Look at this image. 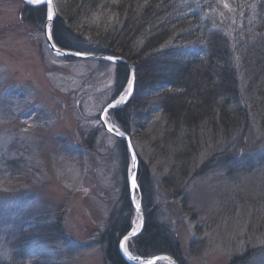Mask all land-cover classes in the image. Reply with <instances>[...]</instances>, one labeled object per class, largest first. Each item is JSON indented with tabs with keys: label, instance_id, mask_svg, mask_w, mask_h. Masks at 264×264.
<instances>
[{
	"label": "rangeland",
	"instance_id": "1",
	"mask_svg": "<svg viewBox=\"0 0 264 264\" xmlns=\"http://www.w3.org/2000/svg\"><path fill=\"white\" fill-rule=\"evenodd\" d=\"M227 4L226 30L232 37L242 29V39L245 25ZM25 6L0 0V264H107V231L141 223L131 200L130 211L120 202L126 191L130 199L129 151L100 122L126 80L114 63L57 57L45 39L46 17L30 22ZM61 6L55 0L54 21ZM77 26L85 39L88 23ZM236 56L241 100L234 105L229 94L224 106L219 98L213 119L173 121L150 88L129 110L124 133L138 156L137 179L143 175L134 196L144 227L150 216L170 232L182 264H264V66L246 57L249 66H241L242 52ZM234 108L244 114L236 123Z\"/></svg>",
	"mask_w": 264,
	"mask_h": 264
},
{
	"label": "trees",
	"instance_id": "2",
	"mask_svg": "<svg viewBox=\"0 0 264 264\" xmlns=\"http://www.w3.org/2000/svg\"><path fill=\"white\" fill-rule=\"evenodd\" d=\"M226 1L234 8L233 15L240 14L239 21L245 25L243 29L247 33L242 39V29L232 34L236 38L228 34L226 26L233 16L225 17L220 13L226 3L222 0H63L62 14L52 25L55 44L63 50L120 57L134 64L136 85L132 99L124 108L111 111L112 120L123 132L130 134L129 110L132 105L141 103L148 88L157 90L150 98L159 99L158 103L170 119L190 126L199 120L213 119L219 98L225 99L224 106L229 94H232V104L241 100L236 94L238 52L243 54L241 66L248 64L244 57L250 58L252 64L264 66V0ZM24 14L32 23L34 17L43 21L46 7L25 6ZM38 18L34 22H38ZM81 19L88 23L83 29L85 39L77 26ZM95 19H99L102 27L92 24ZM89 24L93 25L92 29ZM242 41H245L244 48ZM136 45L138 48H134ZM245 48L249 52L244 56ZM128 72L127 66L118 65V80H126ZM240 109H233L236 115L232 123L238 122L239 117L244 118ZM118 143L127 155L126 143ZM138 177L141 183L142 172ZM142 188L147 197V189ZM120 202L132 210L127 191ZM149 202L146 198L143 207L147 208ZM131 229V225L121 227L117 223L103 236L107 264H128L119 251V243ZM129 249L144 258L169 255L182 264L178 241L150 216L143 231L130 241Z\"/></svg>",
	"mask_w": 264,
	"mask_h": 264
},
{
	"label": "water",
	"instance_id": "3",
	"mask_svg": "<svg viewBox=\"0 0 264 264\" xmlns=\"http://www.w3.org/2000/svg\"><path fill=\"white\" fill-rule=\"evenodd\" d=\"M25 4L29 5V6H41V5H34V4H30L28 2V0H22ZM51 7H52V11L53 13L55 14V18L57 16V11H56V7H55V0H51ZM53 21H48L47 22V27L48 29L51 28V24H52ZM45 39H46V42H47V45L48 47L50 48V50L57 56V57H61V58H71V59H77V60H86V59H91V60H102V61H107V62H111V63H114L116 65H119V64H123V65H126L128 66V68L130 69V72H131V79L134 77V81H135V68L134 66L128 62L127 60L123 59V58H120V57H114V56H107V55H103V54H96V53H85L84 55L82 56H76V55H71L70 53H72V51H67V50H63L61 48H59L56 44H55V47L53 46V41H49L47 38H46V35H45ZM107 57H113L114 59L113 60H108ZM133 92L126 98V101L125 102H122L119 107L117 109H119L120 107H122L123 105H125L129 99L131 98ZM114 104V103H112ZM105 109H108V112L114 110V109H111L109 108V105L105 108ZM116 110V109H115ZM100 122H101V126H102V129L107 133L109 134L110 136L118 139V140H122V141H125L127 143V147H128V151H129V154H130V157H131V153L134 151L136 156H137V153L134 149V145L131 141V139L129 138L128 135H126L124 132V136H119L117 134V129L116 127L111 124L109 121H108V116L107 114L102 111L101 115H100ZM109 127H112L113 128V131L112 132H108V128ZM119 130V129H118ZM120 132H122L121 130H119ZM129 145L131 147H129ZM136 164H137V167H136V173L138 171V164H139V160H138V156H137V161H136ZM135 192H131L130 191V200H131V203L133 205V207L135 208V210L139 213L140 217H141V223L139 226H136L134 229H132L126 236L128 237V239L125 241L124 240V237L121 239V241L124 242L125 244V248L124 249H121L120 248V244H119V251L123 257V259L129 263V264H147V261L149 260H152L154 261V264H158V263H172V264H178L177 261L171 257V256H168V255H159V256H155V257H147V258H144V257H138V256H134L133 254L130 253L129 251V248H128V242L130 240H132L134 237L138 236L143 227H144V211H143V208H142V205L140 204V202H138L136 199H135ZM139 203L141 205L140 209L137 210L136 208V204ZM135 232V235H133L132 233ZM120 241V243H121ZM129 257H138V259H129Z\"/></svg>",
	"mask_w": 264,
	"mask_h": 264
},
{
	"label": "snow or ice",
	"instance_id": "4",
	"mask_svg": "<svg viewBox=\"0 0 264 264\" xmlns=\"http://www.w3.org/2000/svg\"><path fill=\"white\" fill-rule=\"evenodd\" d=\"M28 2L30 4H34V5L43 4V5L46 6V8H47V11H46V14H45L46 15V21H45V25H44L45 35H46V38L49 41H53V46L55 47L54 26H53L52 29H48V27H47V22L48 21H54V19H55V14L53 13L52 7H51V0H28ZM224 7L228 8L229 5L227 3H225ZM70 54L71 55H76V56H82L85 53L80 51V50H76L75 52H72ZM107 59L111 61L114 58L113 57H107ZM126 84H127L126 91L120 96L119 100H116L114 104H110L109 108L115 110V109H117L119 107V105L122 102L126 101V98L134 91V77L132 79H126ZM103 111L107 114V116L109 118V121H111L113 119V114L111 112H108V109H104ZM107 130H108V132H112L113 128L109 127ZM116 131H117V134L119 136H121V137L124 136L123 132H120L118 129ZM129 147H131V146L129 145ZM136 161H137V156H136L135 152L133 151L131 153V160H130L131 167L127 168L128 176L126 177L131 192H135L141 187L140 184L138 183V179H137V173H136L137 164H136ZM140 207H141V205L139 203H137L136 204L137 210H139ZM132 234L135 235V232H133ZM127 239H128V237L125 236L124 240L126 241ZM120 248L121 249L125 248V244H124L123 241H121V243H120ZM129 259H138V257H129ZM147 264H154V261L149 260V261H147Z\"/></svg>",
	"mask_w": 264,
	"mask_h": 264
},
{
	"label": "bare ground",
	"instance_id": "5",
	"mask_svg": "<svg viewBox=\"0 0 264 264\" xmlns=\"http://www.w3.org/2000/svg\"><path fill=\"white\" fill-rule=\"evenodd\" d=\"M138 225H139V222H138V224H136V226H138ZM136 226H135V227H136Z\"/></svg>",
	"mask_w": 264,
	"mask_h": 264
}]
</instances>
